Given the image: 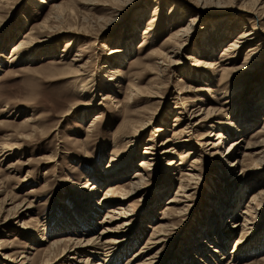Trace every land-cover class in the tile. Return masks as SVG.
Instances as JSON below:
<instances>
[{
    "label": "rangeland",
    "instance_id": "rangeland-1",
    "mask_svg": "<svg viewBox=\"0 0 264 264\" xmlns=\"http://www.w3.org/2000/svg\"><path fill=\"white\" fill-rule=\"evenodd\" d=\"M53 3L62 4L63 24L50 21L48 26H52L45 29L41 23L54 10ZM257 10L264 14V0L3 1L0 142H17L22 147L0 162V237L5 239L0 264H42L48 257L45 247L61 233H57L61 229L58 224L63 221L58 220L75 214L83 200L91 199L92 193L87 191L92 184L100 188L95 197L92 195L100 203L95 206L98 210L92 212L91 219L86 217V222L74 223L89 227V234L100 232L99 220L105 218L111 205L106 198L118 200L122 196L118 190L130 187L125 184L137 170L144 174L142 185L120 201L119 211L130 216L129 223L106 235L120 232L124 236L121 253L118 251L117 256L113 251L107 262L101 251L91 264L96 259L102 264H125L146 242L151 226L166 216L169 226L165 240L154 250L150 264H224L231 254L239 264H264L258 259L264 255V131H260L264 125V18ZM150 20L151 29L145 34ZM34 26L35 44L13 54L14 45ZM181 26L188 28L183 47L166 54L168 44L162 43L170 31ZM242 31L247 35L228 51L230 63L219 66L226 65L224 70L215 73L204 64L199 68L192 65L189 56L198 48L203 59L221 63L223 47ZM121 45L130 51H121L122 56L110 53L111 48ZM205 46L214 51L203 50ZM252 47L257 54L243 63ZM53 58L60 61L52 62ZM73 58L79 59L75 65ZM170 60L177 62L169 65ZM110 63L120 71L121 80H114L116 85L99 87L92 94L76 93L83 81L76 76L78 66L86 67L87 76L95 77ZM180 77L186 82H179ZM183 84L185 88L205 86L203 107L220 105L223 100L214 101L206 87H215L219 93L235 91V98L207 124L200 123L206 110H199L202 102L188 105L189 112L201 113L193 118L191 131L178 138L175 131L187 123L182 103L195 93L188 90L178 94ZM30 112L39 116L23 123ZM95 113L101 117L89 126ZM142 120L147 122L145 127L127 142L125 132ZM232 121L243 124V130L230 128ZM217 132L224 136L219 145H213ZM233 140H238V145L232 144ZM250 142L255 146L248 147ZM169 147L174 148L164 150ZM248 149L253 151L245 155ZM187 152L191 153L185 155ZM129 155L132 160L122 178L106 177L109 166ZM142 159L148 167L140 166ZM181 159L184 162L179 164ZM193 160L197 161V174L183 181L186 187L178 190L176 206L182 208L169 214L171 209L165 204L170 196H176L180 176L190 170L187 168ZM12 161L14 171L7 168ZM170 161L175 165L169 169ZM69 178L79 191L68 187ZM87 181V191H81ZM109 184L120 185L109 190ZM211 193L217 196L210 197ZM233 193L239 195L235 204L229 201ZM29 201L32 203L26 207ZM233 205L235 216L223 219L222 210ZM117 216L114 221L125 220ZM220 227L229 233L222 238L225 246L221 253L212 251L216 239H221ZM52 255L50 264L65 262ZM70 256L67 261L72 260Z\"/></svg>",
    "mask_w": 264,
    "mask_h": 264
},
{
    "label": "bare ground",
    "instance_id": "bare-ground-1",
    "mask_svg": "<svg viewBox=\"0 0 264 264\" xmlns=\"http://www.w3.org/2000/svg\"><path fill=\"white\" fill-rule=\"evenodd\" d=\"M3 1H7V0H0V4ZM30 1L34 2V3L38 2V3L42 4V3H45L47 0H30ZM90 3H93V2H90ZM52 8L54 10L52 12H50L46 17L43 18V22L41 24H42V26L44 28L49 25L50 21L56 22V20H58L59 22H61L63 24V22L60 21L61 17H62V9H61L62 8V4L61 3H59V4L53 3L52 4ZM256 12L258 14H260L259 10H257ZM260 17L264 18V14L263 13L260 14ZM152 21L153 20H150L148 22V24H147V26H146V28L144 30L145 34L148 33L149 30L151 29L150 25H152L151 24ZM51 26L52 25H50L48 27H51ZM53 27L55 29V26H53ZM35 28H36V26L31 27L30 30H28L24 34L23 38L19 40V43L17 42V44L14 45V47L12 49L13 54H15V53L17 54L19 52V49H28V48L31 49V46H33L35 44V41L37 39L32 34L34 32L33 30H35ZM41 30L44 31L43 28ZM187 30H188V28L181 26V27H178V28H174V30L170 31L171 32L170 37L168 39H166L162 43L163 45H167L168 44L169 48L167 47V49H166L167 53L166 54H169V52H174V53L179 52L180 48H182L184 43H185V39H184L183 36L186 35ZM246 35H247L246 31L240 32L238 34V37L234 40V42H230L228 45L223 47L224 51L221 54V56H222L221 63L219 61H217V60H214V59H210V60L209 59H206V60L203 59V57L199 55V54H201V51L199 50V48L195 49L194 52L191 53L190 56H189V57L192 58V65H194L195 67L199 68V67H201L204 64V67L212 68V70L215 73L220 71V70H224L225 66L230 63V58L228 56H226L228 51L236 46V44H237L236 42H239V38L246 37ZM250 39L252 41H255L256 36H254V37H252ZM70 40H71V38H70ZM123 46L124 45L116 46V47L111 48L110 49V53L117 54L119 52V54L117 56H119V55L122 56L121 54L125 53L123 50H125L126 52L130 51L129 50L130 48L123 47ZM252 48L246 52L245 59H244L243 63H246V59H248L247 62H249V59L251 58V56H254L255 54H257V51L253 52L254 48L253 49ZM203 50H209L210 52L214 51L213 49H211L210 47H207V46H205V48ZM121 51H123V53ZM208 55H211V53H209ZM169 57H170V55H169ZM73 59H74V61L72 60V64H74V65L77 64V61H79V59L78 58H73ZM124 59H125V54H124ZM59 61H60L59 59L58 60L55 59V58L52 59V62H59ZM176 62L177 61L170 60L169 65H172V64H174ZM156 63L159 64V62H156ZM223 64H226V65H224L223 67H219L220 65L222 66ZM85 68H83V66H78L77 74H76V76L78 78H81L83 80L81 82V84L79 86H77L78 88H76V93H79L81 95H86L87 93H91L92 94L99 87H111L110 85H116L117 84L114 80H117V81L121 80V77L119 76L120 75V71L114 64L110 63V64H108L107 67H103L102 66V69L104 71L100 75L97 74L95 77L93 76L94 74H89L87 76ZM85 76H87V77H85ZM184 77H180L179 78V82L184 81V83H185L186 80H185ZM106 83H108V84H106ZM203 84H201L202 86L199 85V86L193 87V88H191V87L190 88H185L184 84H183V87L180 89L181 92L178 91V94L183 93L184 91H188V90L195 91V93L193 95L185 98V101H183V103H182V107H183V109L185 111L184 113H185V119L187 120V123H186V126H184L182 128H179L178 130L175 131V133H177V135H179V136H177L178 138L181 137L182 135H187L188 132L191 131V126L194 124V123H192L193 118L195 117V115H199L201 113V112H196L195 113L194 110L189 112L188 111L189 108H187L188 105L197 104L198 102H202L201 105H199V110L201 108H204L206 110L204 111L205 114L200 118V123L203 122L202 124H207L209 119L213 118V116L215 114H218V112H219L218 110H222V107H223V105L225 103L232 102L234 100V98H235V91L230 90V91H222L221 93H219L218 90L215 91V89H216L215 87H206V89L211 91V96H212V99H214V101H216V100L220 101L222 99L223 100H222V103L220 105L217 104V106H216V105L208 104V107H206V106L203 107V103L205 101V97L203 96V92H202L203 88L205 87V86H203ZM131 85H132V87H135L134 84H131ZM239 98H241V96H239ZM234 105L236 107L235 103H234ZM181 112H183V111L181 110ZM30 114H31V112H30ZM38 116H35V115L31 114L30 116H28L23 121V123H28V122L30 123V122L36 120ZM100 117H101V113H99V114L95 113L93 115L91 124L89 126H91L92 124L95 125V121L97 122V120L100 119ZM237 121H239V120H237ZM146 123L147 122L144 121V120H142V121H140L138 123H133L132 126L130 127V129L125 132L123 137H125V139H127V142L132 141L133 137L137 133L142 131V129L145 127ZM148 123H149V120H148ZM228 125H229L230 128L236 129V130H239V129L243 130V128H244L243 124L235 123L234 121L229 122ZM260 131H264V125H263V129H261ZM31 135H32V133L29 132L28 136L30 137ZM26 136H27V134H26ZM223 136H224L223 133L217 132L216 142L214 141L213 145H219L220 142H222L221 137H223ZM185 139H186V137H185ZM232 144H234L235 146L238 145V140H233ZM251 146L254 147L255 144L251 143V142L248 143V147H251ZM21 147H22L21 144L17 143V142L16 143L15 142L14 143L0 142V162L3 159H6V158L10 157L11 155L16 154L17 150H20ZM173 148L174 147H169V148H166L164 150L170 151ZM252 151H253V149H248V151H244V154L248 155ZM189 153H191V152H187L185 155H188ZM43 157H45V156H43ZM46 157H47V155H46ZM227 158H226V160H227ZM49 159H50V157H49ZM131 160H132V158L129 155L126 158L122 159L120 162L109 166V168H107L105 170L106 171V177L107 176L108 177H113V176H118L119 177L120 175H124L125 172L127 171V169L130 166L129 164L131 163ZM183 162H182V159H181L178 163L181 164ZM191 162H194V163H190L191 166H188V168H187V169H190V170H186V172H182L183 175L180 176L181 183L179 185V189H177L176 196L175 197H171L170 196L169 201L167 202V204H165L166 209H168V210H169V208L171 209V212L169 214H172L174 211H178V210H180L182 208V207L176 206V204H177V201H179L178 200L179 198L177 199L178 190L182 191L183 187L184 186L186 187V185L183 183V181H185V180L189 181V179L195 177L196 174H197V172L195 171L196 169H198L197 163H196L197 161L193 160ZM172 165H175V161L174 162L170 161L169 163H167V167L169 169L173 167ZM140 166H142V168H145V167H148L149 164L147 163V161L145 162L142 159V162H140ZM189 167H192V168H189ZM7 168H10L11 171H12L15 168L14 162L13 161L10 162L8 164ZM119 178H122V177L120 176ZM143 179H144V174L142 173V171H140V170L135 171V174L132 175V178L130 179V181L127 182L128 184L124 183L125 185H129L130 187L128 189L127 188H120L118 190L120 192V194L122 195V196H120V198H118V200L117 199L109 200V199L106 198V201L111 203V205H109L107 207V212L105 214V218L99 220L100 223L102 224L100 232H94L92 234H89L90 233V231H88L90 229L89 227H88L89 229L88 228H84V227L81 228V227H78L77 225H75V223H74L75 220H77L79 223L86 222V217L91 219L93 217L92 212L98 210L97 207H95V206L96 205L98 206L100 204V203H98L99 202L98 200L95 201L93 199V196L95 197L96 196L95 194L97 193V191L100 190L99 186H95V184H92L91 189L89 191H87L86 190L87 188H85L86 187L85 185L90 184L89 183L90 181H87L83 185V187L80 188V190L92 193L93 196L92 195H90V196L88 195L91 199L86 198V200H83V206H79V208L81 207L80 209H75V214H68L66 216L61 217V220L60 219L58 220V223H59V221L60 222L63 221L62 224H60V226L58 224V227L61 228V229H58L59 231H57V233L58 232H61V233L58 234L57 236H55V238L52 239V241L50 243H48L49 245L47 247H45V251L48 252L47 253L48 257L45 259V261L42 264H50L51 263V260H52L51 255H52V253H53L52 256H54L53 257L54 259L60 258V259L63 260V262L65 261L63 264H91L92 261H94L93 258H95V255H101V253H102L101 251L104 252L103 253L104 254L103 255L104 256L103 260H107V256L110 253L112 254L113 251H115L114 253L116 255H117L118 251H120V253H121L122 249L120 248V246L123 243V241H126L123 238L124 236H121L120 232H118V233L115 232V234H113L111 236H108V237L106 235L110 231H118L120 229V227H122L123 225H127L129 223L128 219H129L130 216H126L125 214H123L125 212L120 213L122 211H119L121 209V205L120 204H123V202H120V201L123 200L124 198H126L129 193H131V192L135 191L136 189H138L139 186L142 185ZM73 181L74 180L70 179V181L68 182L69 183L68 187H70V189H72V190L79 191L78 188L76 187V183H74L75 181L74 182ZM95 182H96V180H95ZM109 185L112 186L109 189V190H111V189L118 188V186L120 184H115V185L109 184ZM32 190L33 189H31L30 191H32ZM179 193H181V192H179ZM216 196L217 195L215 193H211L210 194V197H216ZM237 196L239 197V195H237V193H235V194L233 193L231 195V198L229 199V201H232L231 203L235 204V201H238V200H236ZM94 202H95V204H94ZM96 202H97V204H96ZM31 203H32V201H29L26 207H30L29 205H31ZM169 203H171V204L168 205ZM118 214H120L121 217L125 218V220H123L122 223H119V221H117L118 223L116 221H114V219H119V217L117 216ZM221 215H224V216H222L223 219L226 218V217H229L230 215L234 217L235 216V205L229 206L228 208L223 209L222 212L220 213V216ZM167 217H169V216H166V219H163V221L155 222L151 226L152 227V231L150 232V234H149L150 236L147 238L146 242L140 247V249L137 252H134V255L132 254L133 256L131 255V256H129L128 260L126 259L127 261L125 262V264H150L149 262L153 259L154 254L156 252L154 250L157 247H159V245L161 243H163L164 240H165L164 237L166 236L165 235L166 234V230L168 229V226H169V223L167 222L168 221ZM246 218L248 219V217H245L244 220L245 221H249V219L247 220ZM218 219H220V218L218 217ZM64 220H66V221H64ZM90 225H91V227L94 226L93 224H90ZM72 227H74V228H72ZM219 230L221 232H218L219 233L218 238L220 236L221 239L220 238L216 239L217 245H216V247H214L212 249V251H217V252L221 253V250L225 246V240H223V239H225L224 237H226L229 233L227 232V230H224V228H221ZM41 239L43 240V239H47V238L42 237ZM240 240L241 239H238L239 242H240ZM4 242H5V239L3 237H0V249H2L3 245L5 244ZM260 242H261V240H260ZM262 243L264 244V238L262 239ZM126 246H127V244H126ZM31 247H33V246L31 245ZM113 249H116V250H113ZM217 252H216V256L218 257ZM77 253H79V255H75ZM71 254H72V256H70ZM142 254H146V256L144 258H140V256ZM220 255H222V259H223V257H224L223 255H225V253L223 252ZM69 256H70V258L72 260H68L67 261L66 257H69ZM77 256H78V258H77ZM112 256H113V254H112ZM235 257H236V255H235ZM235 257H234V254H231V256L229 257L230 259L228 258V260L224 264H239L238 261L236 260L237 257L236 258ZM110 258H111V256H110ZM101 259H102V257H101ZM258 259H259V261L264 260V255L261 256V258H258ZM97 260L98 259H96V263H94V264H102L101 261H99V260L97 261ZM107 262H108V260H107ZM212 262H213V264H216L214 261H212ZM252 262H254V261L252 260ZM249 263L251 264V261L243 263V264H249Z\"/></svg>",
    "mask_w": 264,
    "mask_h": 264
}]
</instances>
